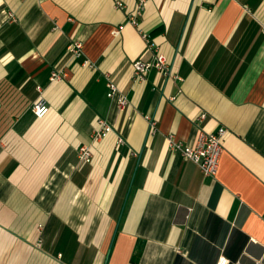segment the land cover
<instances>
[{"label":"crops","instance_id":"1","mask_svg":"<svg viewBox=\"0 0 264 264\" xmlns=\"http://www.w3.org/2000/svg\"><path fill=\"white\" fill-rule=\"evenodd\" d=\"M139 3L0 0V264H264V0ZM219 126L213 177L167 146Z\"/></svg>","mask_w":264,"mask_h":264},{"label":"built area","instance_id":"2","mask_svg":"<svg viewBox=\"0 0 264 264\" xmlns=\"http://www.w3.org/2000/svg\"><path fill=\"white\" fill-rule=\"evenodd\" d=\"M143 0H140V3L137 6L136 13H139V8L142 5ZM118 7H121V3H117ZM132 22L134 20L132 19ZM118 30H114L116 34ZM68 52L73 57H80L82 55V43L79 41H74L70 43L67 47ZM87 64V61L84 62ZM154 66L158 70H160L163 74H170V70L168 68V64L166 59L162 53L158 50L155 51L154 61L150 62H142L140 60L134 61L133 63V73L134 77L138 80H143L145 73L147 70ZM64 74L61 71L53 70L49 76L50 81H56L63 79ZM106 86L108 89L107 96L111 99H114L117 103V107L119 110H122L128 104L127 97L121 93L117 84L113 81L108 73L105 74ZM38 91H40V87H36ZM31 111L35 115L36 118H43L49 111V107L43 97L40 94L35 99L31 106ZM206 114L201 112L197 117L198 121L204 120ZM98 130L97 135L103 136L106 133L112 130L111 126L108 125L103 119H98ZM155 132V121H150V133L153 134ZM226 133V129L222 126L217 127L212 131H206L204 129H200L195 141L192 144H186L182 141L177 140L173 135H169L167 138V146L171 151H176L180 153L183 157L193 161L196 163L205 177H213L219 168L220 158L223 152V139ZM118 142H121V139H118ZM78 158L83 163H89L92 158L91 149L89 146L80 145L78 147ZM217 264H228L227 259L221 258L219 259Z\"/></svg>","mask_w":264,"mask_h":264}]
</instances>
